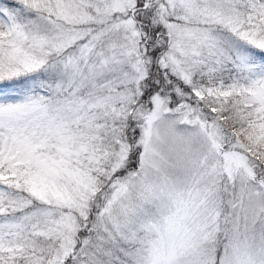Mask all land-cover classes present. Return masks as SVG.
Returning <instances> with one entry per match:
<instances>
[{
    "label": "snow or ice",
    "instance_id": "1",
    "mask_svg": "<svg viewBox=\"0 0 264 264\" xmlns=\"http://www.w3.org/2000/svg\"><path fill=\"white\" fill-rule=\"evenodd\" d=\"M0 264H264V0H0Z\"/></svg>",
    "mask_w": 264,
    "mask_h": 264
}]
</instances>
